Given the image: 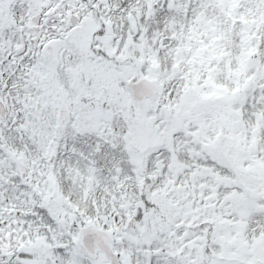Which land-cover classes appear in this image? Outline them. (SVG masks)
Returning <instances> with one entry per match:
<instances>
[{
    "label": "snow or ice",
    "instance_id": "6c2138e0",
    "mask_svg": "<svg viewBox=\"0 0 264 264\" xmlns=\"http://www.w3.org/2000/svg\"><path fill=\"white\" fill-rule=\"evenodd\" d=\"M0 264H264V0H0Z\"/></svg>",
    "mask_w": 264,
    "mask_h": 264
}]
</instances>
